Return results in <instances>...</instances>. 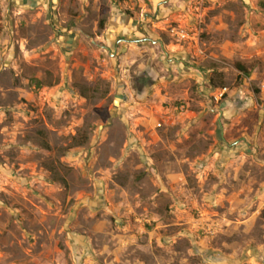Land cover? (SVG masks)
<instances>
[{"label": "rangeland", "instance_id": "obj_1", "mask_svg": "<svg viewBox=\"0 0 264 264\" xmlns=\"http://www.w3.org/2000/svg\"><path fill=\"white\" fill-rule=\"evenodd\" d=\"M0 264H264V0H0Z\"/></svg>", "mask_w": 264, "mask_h": 264}, {"label": "trees", "instance_id": "obj_2", "mask_svg": "<svg viewBox=\"0 0 264 264\" xmlns=\"http://www.w3.org/2000/svg\"><path fill=\"white\" fill-rule=\"evenodd\" d=\"M103 25V21L100 22L99 26ZM242 69V67H240ZM31 81L35 84L36 87H40L42 85V81L40 79L34 78Z\"/></svg>", "mask_w": 264, "mask_h": 264}]
</instances>
